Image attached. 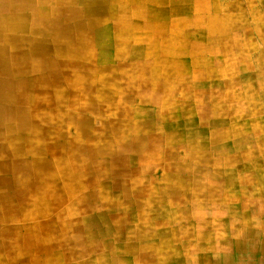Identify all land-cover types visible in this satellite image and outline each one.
<instances>
[{
  "label": "crops",
  "instance_id": "obj_1",
  "mask_svg": "<svg viewBox=\"0 0 264 264\" xmlns=\"http://www.w3.org/2000/svg\"><path fill=\"white\" fill-rule=\"evenodd\" d=\"M56 1H58V4L62 6L61 8L60 6L57 7L56 5L55 7L54 6L51 7L48 1H39V3L37 4V1H28V0H0V132H1L0 133V145H1L0 146V183H4V185H2L1 187L2 188L5 187L7 189L5 191L0 192V196H4V197H10V196H19V197L24 196L25 197L27 195L35 196L39 194L37 192V190L39 189L38 187L41 186L43 182H48L50 180L57 181L58 183H56L57 184L56 186H58V188H62V190H64L66 186H70L72 190V183L67 181L68 178L63 175L55 176L54 172H57L59 169H61V171H64L66 169L67 172L68 170L70 171V169L71 171L73 169L80 171V169H82V167L85 165H86L85 171H88L90 169L91 161L87 160L86 157L90 156L89 147L92 141L91 140L92 137L89 132L92 131V128H93L92 125L94 124L95 120H93L92 118L86 115H83L82 113L94 112V113L100 114L97 110L95 109L92 110L90 108L88 101L92 99L102 101L103 104L111 101L110 98L108 99L106 95L102 96L101 98H98V97L93 98L90 95H88V93L92 90V88L93 89L96 88L97 86L96 83L98 82L97 81L98 76L89 75L88 74L89 71H87V69H85L84 66L82 65V63L91 62L89 58L91 54V46L89 45L88 42H90L89 38H91V35L94 32H90L88 31V29H85V23H87V21L89 22L88 19H90V15L86 14L87 13L86 10H87V6H89V2H91L92 0H56ZM218 1L219 0H216V1L215 0H178V1L159 0L158 3L152 2L150 0L137 1L138 6H141L142 8L144 7L142 11L147 12V13H152V18H154L155 15L159 16L160 11L165 10L166 18H165L163 27H165L166 30L159 38L162 37V39L164 40V44H166L167 47L164 46L163 49H157L155 51L152 47H150V44H148L149 41H147L146 39H142V41L140 42L143 43L144 45H142L141 47L135 46L136 43H140L138 41L135 43H128L126 47L118 46V44H115V46H109V49L108 50L105 49V51H102V53L106 54L105 58L108 57L107 55L112 54L113 56L114 53H117L120 56L122 55L123 57L121 56V58H123L125 61H128V63H125L124 65L120 64L119 66L118 64H116L115 67L116 68L120 67L122 70H125L126 68H128V70L126 71L127 75H129L130 78L136 77V79H134L133 82L131 81V83L141 84V86L144 87L142 88L143 90L145 89L149 90L148 88L152 84V81H151L152 78L151 79L143 78L145 80H142L141 82L138 79L140 78V75L148 76V77L152 76L153 73H150V72H153V70H151L152 69L151 67L154 68V63H150L149 65H142V64L137 63V59L141 58L144 60L145 54L149 55L150 52H153V51H155L157 54L160 53V56L158 55V59L160 58V59H163V61H165L163 65L164 70L159 69L160 66L156 67V69L158 68L157 71H159L160 74H156L158 76H157V79L154 81L158 83L160 82V84L158 85L159 87L161 86L160 90L167 92V90L165 89L167 77L162 74H164L168 63L175 64L176 66L180 62V61L170 60L171 58L170 52H172L170 51V47H171L170 43H173V45H175V42H176V40L172 42V37L176 38L179 36L178 33L176 34L174 33L175 31L171 33V26H170L171 10L177 11L175 16H173V18L177 19L176 16L180 17L178 18V21H177L178 23L177 29L179 31L181 30V27H182L181 19L184 18L185 16L187 17V15L189 14V16L185 19V20H188L186 23L192 22V20H190V17H194L195 19L191 25H193L194 27H197L199 24H201L202 28L205 30V32L209 36L216 37L218 39V37L223 36L225 32H228V29H229L226 27V24H225L226 22H221L217 20V17H218L217 13L219 11ZM159 2L160 3L163 2L162 4L163 7L161 9H159V7H161L159 6L160 5ZM257 3L259 5L260 4L264 5V0H257ZM250 4H251V0H236L235 2L230 4L231 5L230 7L238 11L240 14L238 16L239 18L237 19V22L241 18V15H242L241 13L243 11H246L250 7ZM33 7H35V9L32 11L31 9ZM109 10L110 9L108 7L106 8L102 7L96 11V14H94L95 18H93V20H95V22L99 24L97 27L99 31H102L104 27H108L105 24V21L113 19L114 21L113 25L115 26L116 25L115 23H117L119 19H120L119 21L128 19L129 14H126L127 17H125V19L121 17L117 18V15L113 16L112 13L111 14L108 13L107 11ZM165 12H164V17H165ZM31 13H33V15ZM140 20L142 22L138 23V26L142 28L141 35H146L147 29H151L150 33H152L154 25L153 23H151L149 18H147L145 14H142ZM146 22L148 25L146 24ZM60 25L62 26V28H60ZM75 25L77 26L75 27ZM7 26L9 28H7ZM68 26L73 27V29H71L72 30L71 33L68 32L69 29L67 31H64L68 28ZM81 26H83L84 29L82 28L81 30L79 28ZM173 28H176L175 25L173 26ZM232 28L237 29L233 26ZM63 32H66L67 35H64ZM110 32L111 31H109V33ZM128 32H127L128 34H125L126 37H128V35H131L129 30ZM109 35L117 37L120 34L115 32L113 34L110 33ZM69 36L70 38L68 41L66 39H68ZM101 36L106 39L108 35H101ZM143 37H146V36H143ZM235 41L237 42L239 41L238 36L235 37V35L229 34L227 44H223L219 41L210 43L211 48L215 49V51L222 52L224 56L223 58L224 62L227 63L228 66L229 64L230 66H233L234 63L236 64V62H240L239 59H231V53L239 52L238 50H240V48H238L239 47L238 43H236ZM107 43H109V40ZM81 45H83V48H80ZM36 46H38V48L35 49ZM9 52H12V53H9ZM166 52H168V54H166L165 57H163L162 53H166ZM174 52L178 56L181 55L180 54L181 51H174ZM73 53L77 55L78 57L75 56ZM260 53L262 54L263 52L261 51ZM131 55L132 57H130ZM103 58L104 57H101V58L99 57L101 61ZM257 60L260 62V64L258 65L260 66V68L261 66H264V58H258ZM220 62L221 61L217 63H220ZM138 69L141 70L142 72L141 74L135 73L136 70ZM142 70L147 71V73L148 72L149 73L148 74L144 73ZM177 70L179 71L178 68ZM131 71H134V73H132ZM24 78L26 81L24 80ZM99 78L102 79L99 84H101L103 88L107 86L106 83L109 80L116 79V77L113 78L112 75L104 76V77L102 76ZM177 78L179 77H176V79ZM126 80L128 81L129 79H126ZM258 80H259V85L260 84L264 85V74H260L258 77ZM253 83L255 82H251V80L249 83H247L246 80H244V82L241 83L243 85L242 86L243 92H242V97H241L243 108L239 107L240 108L239 110H241L242 113L244 114L245 113L248 114V116L250 117H256V116L264 114V105L256 104L257 103L256 101H260V102L264 101V95L261 96V95H258V93L253 92L254 96H252V94L250 95V92L248 93L249 88L247 87H249L248 85H252ZM238 85L240 84L238 83ZM37 86L39 87L35 88ZM180 87H181L180 83H177L176 86H172L173 95H171L170 100L168 98H165L164 95H160V94H157L153 97L147 96L144 94L145 91H142L141 92L142 95H139V96L142 101L146 99L152 100L153 104L154 102H158L161 100L162 102L165 103L163 104L164 107L167 105L168 107L173 106L172 112H174L176 105L170 104V103L171 102L174 103L172 101V97L176 94L177 89H179ZM192 88H194V85H192ZM246 89H248V91ZM29 90L30 91L32 90L31 93ZM114 91H122L124 93H128L132 91V87L126 86L125 90L116 89ZM59 93H62L63 97ZM194 96H195L193 99V102H194L193 104L195 107L194 110L196 112L198 111L197 113L202 112V115L205 116V120L207 121V124L209 125L214 124L215 122L213 118L215 117L212 118L211 115H208L206 113V111L208 112V110L206 109V106H204L202 99L198 97V93L195 92ZM67 97H72L73 99L71 98L72 100H68L70 99L68 98L67 100H65V98ZM124 97L122 100L137 101L138 99V95L133 96L132 98H128L127 96H124ZM256 97L259 99H256ZM233 100H235V98ZM237 101H240V100L238 99ZM253 102H256V103H253ZM63 104H64V108H61L60 105H63ZM244 104H246L247 107H244ZM228 109H231L230 105L228 106ZM102 111H104L103 106H102ZM149 114H151V116H154L153 112ZM166 114L169 115V112ZM199 117L200 116L198 115L196 116L195 119H199ZM201 119H203L202 116H201ZM260 122L261 121H258L256 125L259 126ZM199 124L200 122H197L195 120L194 129L192 130L193 131L192 133H196L197 131L200 130ZM60 126H64L66 129L72 132L67 133L66 135H62L58 131V128ZM75 126L78 129V134H77L78 136L75 135ZM228 129L229 128L226 127V131ZM258 131L259 132L255 133V136H256L255 142L258 143V150L256 149L255 150L259 154H261L262 157L261 156H259V158L255 157L254 153L245 147L240 148V146L242 145L241 143H247V141L246 139H244L245 136L239 133H236V134L233 133L232 135L233 142L227 141V136L229 132L226 133L227 135L226 137H221L224 140L223 144L227 146V149H225L224 152L217 154V152H215L213 149L214 154H217L218 156H220L221 157L220 159H223V161H225L226 166L230 164L232 167H234V170H231V171L224 170L220 172V174L218 175L222 176L223 179L219 180V179H215L214 177L210 185L215 184L216 186H219L220 184L218 183L223 182L224 183L222 184L223 186L225 185L227 187H231L232 181L230 179H227V182H226V178H234V179L237 178V181L239 182L242 179L241 176L245 174L246 170L249 171L251 177H254L252 178L251 181L252 182L255 181L254 184L258 185L257 188L255 189L253 188L254 189L253 191H252V188L250 189L244 186L247 189V191L246 189L245 191H243L244 195H241V197H239V200L241 198H245V194H247L246 196H249L248 193L257 191V194L256 193L253 194L254 196L253 198L255 200H250L248 199L249 197H246V199H244V201L249 200L248 205L247 203L242 202L240 205V208H237L235 206H238L239 204L235 205V203L233 202L237 200H231L230 201L231 203L227 200V202L231 204V208L229 209L228 208L229 206L227 205L228 203L225 204L226 207L228 208V211L232 213L237 212L236 213L237 215H241L243 217L242 220L237 222V224L235 225L229 221L225 222L221 226L220 228L221 233H218L217 237L213 238L212 235L203 233L201 235L203 236V239L202 240L200 239L201 240L200 242L202 243L204 240L205 242L207 241L206 242L207 244L204 245V244H201L200 242H196V247L194 248H189L188 246L185 247L183 240H184V236L186 235V233L185 235L178 234V232L174 230V232H176L175 234H177V240H174L172 242L168 241V243L163 241L162 243L163 246H166L164 248H167L166 249L167 251H165L164 253L158 254V252L163 249V246L162 248L154 247L152 253H153V256H155V258L157 257L156 258L157 261H154L148 258L146 249H145L146 247H144L143 249L144 255L142 254V261H144L145 264H168L169 262H171L169 264H177V261H178V264H186V263L193 264V261H201L200 264H208L210 260L213 261V260L221 259V258L223 260L225 259L227 260L228 259L226 258L227 256L219 255L218 251L226 252V250L228 249V244H229L228 242L230 240H235V235L238 234L239 231L243 230L244 231L243 235H244L245 230H251V229L259 230L260 229L261 223L259 222L260 221L262 222V216H256L257 213H253V215L250 214L251 209L253 210L255 209V211L258 210L261 213L262 211H264V192H263L264 191V168H261L260 167L261 164H258L259 159H262L264 161V148L262 149L259 148V145L264 146V138H263L264 130L258 129ZM202 132L203 131L201 130L200 134ZM79 133L83 135H80ZM217 133L220 134L221 136L225 134L224 131H217L214 133L216 135L214 138L218 137ZM95 138L97 137L96 136L93 137V139ZM35 139L37 141H35ZM66 141H68L69 144ZM238 143L240 144L238 145ZM201 144H203L201 145V149H203V151L208 149L206 142L201 141ZM180 146H182V144L179 145L178 147ZM213 147L216 149L217 145H214ZM203 153L204 152H201V154ZM196 155L198 157L202 156L200 154H196ZM186 159L187 158L184 157L182 161L185 162ZM190 159L196 160V158H190ZM198 159H201V158H198ZM97 160L98 161L103 160L101 162L104 165L105 164L104 161L107 162L109 160V157L102 158L101 160L99 159ZM182 161L180 163H182ZM96 163L97 161L96 162L94 161L92 165L95 166L94 164ZM204 171L206 170L204 169ZM43 172H46V173L44 174ZM102 178L103 177H100L99 181H101ZM224 179H225V182H224ZM29 180L34 181L36 183L31 186L32 192L30 189L29 190L30 192L27 193V187L29 186L27 182ZM87 180H88V184H86L85 188H83V192L86 193L85 195L90 194L94 196L97 194L98 197L100 196L104 197L106 195V190L103 188L104 186L102 185V183L99 185L90 184L89 177H85L83 179L84 182H86ZM5 181L6 182L10 181L9 187L6 186ZM11 181H17L18 183H16L15 186L14 185L12 186ZM96 185L97 187H99V189H97L96 187L94 191L91 189L88 192H86L87 188L96 186ZM62 190H60L57 193L63 194ZM91 192H94V194H92ZM71 194L73 197L79 195L78 192H73V191H71ZM152 194L153 196L157 195L158 197L162 199L165 198L168 200V198H166V195L163 192H160L158 194L156 193H152ZM233 194L236 195L235 193ZM179 196L184 197L185 194L179 193ZM230 199H233V198H229V200ZM142 203H146L145 200ZM142 203H139L141 205L138 208H135V210L143 208L144 206ZM208 206L214 207L215 204L213 205L208 204ZM176 207H178V205H175V208ZM102 208L103 207H100V209ZM100 209L98 212H101ZM114 209L116 210L118 208H114ZM243 209L244 210L247 209L248 212L246 213L242 211ZM14 210L18 211L19 214H26L28 212L27 208L24 206L14 209ZM92 210L93 209H88V214H91V215L95 214L96 210L95 211L93 210V212H91ZM241 216L239 219H241ZM256 217L260 218L259 219L260 221L256 222L259 225H256V223H254L256 225L255 226L254 224L250 222V218L252 219ZM104 224L107 225L106 223H100L98 227H91L93 230L92 233L96 235L97 231H100L101 229H105V228H102V225ZM120 224H123V223L119 222L117 226H119ZM11 225H16V224L14 223L12 224L8 222V220L6 219L4 222L0 223V228L11 226ZM217 230L219 229L217 228ZM165 232L159 233V235H165L166 234ZM220 234L224 237L220 238L219 237ZM140 235L142 236V241H145L151 238V235L149 233L148 234L140 233ZM152 235H153L152 238H154L152 242H154L156 237H154V233ZM240 235H241V232H240ZM207 239H212V240L209 241ZM225 239H228V240H225ZM87 243L89 245L90 241L88 242L87 240ZM167 244L168 245L170 244L169 246L172 248L170 249V251H173V253L175 254L172 258L170 257L171 254L167 255V252L169 251ZM105 245L107 244L105 243ZM152 246H153V243L149 247H152ZM95 249L96 248L94 247L93 250ZM137 249H138V246H136V248L133 249L136 251L135 253L137 255L135 259H138L136 261L140 262L141 258L139 257L137 253ZM185 251H186V256H184ZM187 251L189 253L188 256H187ZM124 254H122L123 258L128 256V253H126L125 256ZM263 257H264V254H263ZM37 259H39L40 264H42V262L44 261V257H39ZM56 259H58V257ZM166 260L167 262H165ZM126 261L128 262V260Z\"/></svg>",
  "mask_w": 264,
  "mask_h": 264
},
{
  "label": "rangeland",
  "instance_id": "obj_2",
  "mask_svg": "<svg viewBox=\"0 0 264 264\" xmlns=\"http://www.w3.org/2000/svg\"><path fill=\"white\" fill-rule=\"evenodd\" d=\"M216 1V0H215ZM236 0H219V11L217 13L218 17L217 20L221 22H226V27L229 28L228 32H225L223 36L218 37H211L209 36L205 30L202 28L201 24H197V27H194L192 22L194 21V17H190V20L192 22L186 23L188 20H185L187 17H184L181 19V30H178L179 38L176 40L174 51H181L180 62L175 66V64L168 63L166 70L164 72V75L167 77V81L165 84V89L169 91L171 86H176L177 83H180L181 87L177 89L176 94L172 97V101L175 104L176 107L173 110V106H165L162 105L164 102L161 100L158 102H152L149 99H146L149 101V104L147 106H142V101L139 95H142V91H145L144 94L150 97L155 96L156 94L154 92H150L148 90H139L138 92V99L137 101H133V103L125 104L124 108L128 113L120 110V112L116 111L111 105L112 102H107L102 104L103 110L100 114L94 113V112H85L82 113L83 115H86L93 120H95L94 124L92 125V131L98 132L96 135L97 138L91 139L92 142L97 140L102 141H110L111 135L109 132L104 133L108 128H106L105 131H101L100 129L101 124H105L103 120L108 119L109 121H113L123 125H129L131 128L128 130L127 128H120L115 129L118 131V139L119 142H126L129 141V133H132L133 131V125L130 123L132 122L134 124L135 118L141 119L142 125L139 126L140 128V136L146 135L142 139V146L140 151L137 153V159L136 161H131V166L135 165L137 166L138 170H143L144 167L147 172V174H143L142 177L147 180H151L152 184L151 186L154 187H163L164 180L163 178V171L164 167L170 166V169L173 174H176V165L177 163L182 164L183 168L181 173V178L179 181L176 179H173L172 184H176L177 182L179 185H182L181 187H186L187 190H185V196L182 199V202L180 203V206L178 207H171L169 206L170 200L165 198H160L157 195L152 194V200L149 202L150 208H140L136 210L130 211L132 213V218L127 221V223L120 224L114 229H110L107 235L103 236L101 238L102 243H106L107 246L100 245L97 247V249L93 250L89 255H78L76 257L67 258L65 262L62 264H112L109 261H104V259H108L110 261L112 260H119L123 259V246H127L129 250L133 253H128V256L124 259L128 260L131 264H135L136 260V253H134V250L136 246H143L146 247V253L148 258L151 260L157 261L155 256H153V249L155 248H161L163 246V239L156 238L153 241L154 238H152V234L156 233H164L165 231H168L170 229L178 230V234H184V240L183 243L185 244V247L194 248L196 247V242H200L201 240L194 239V237H200L203 233L212 235V237H217L218 233H221V226L229 221L232 222L233 219L240 220L241 215H237L236 213H232L228 211V208L226 207L227 200L230 202L229 198H233V201L235 205L239 204L238 206H235L237 208H240V205L242 202L249 203V200L244 201L246 197H249L250 200H255L253 197V194H257V191H254L252 193H248L249 196H246L245 198H241L239 200V197L241 195H244L243 191H245V187L252 188V191L258 187V185L254 184L252 182V178L250 176L249 171L246 170L245 174L241 176V181H237V178H226L230 179L232 181V186L227 187L223 186V182L218 183L219 186H216L215 184L210 185L208 181V175L202 172V168L207 170V172H210L211 170L217 172H222L224 170H234V167H232L230 164L227 166L225 165V161L223 159H220L221 157L217 154H214L213 149H215L210 144V140L212 139L211 135L212 132L217 131H224L225 133L229 132L227 136V141L232 142V135L233 133H239L244 137V139L247 140V143H241L242 145L240 147H245L248 150L252 151L254 153L255 157L261 156L256 150H258V143L255 142L256 136L255 133L259 132L258 129L264 130V114L259 115L256 117H250L248 114L242 113L240 108H243L241 97H242V82L246 80L247 83L255 82L252 85H248V93L250 92V95L254 96L253 92L258 93V95H264V85H259L258 77L260 74H264V66H258L260 62L257 60L258 58H264V5L258 4L257 0H251L250 7L243 11L241 14V18L238 16L240 15L238 11L232 9L230 7L233 2ZM163 2L160 3L159 6L161 8L163 7ZM159 7V9H161ZM157 9V10H159ZM189 16V14L187 15ZM178 18L180 17H177ZM175 19V18H171ZM114 21L113 19L105 21V24L108 27H113ZM116 24V23H115ZM111 25V26H110ZM235 27L237 29L232 28ZM239 26V27H237ZM151 30V29H150ZM151 32V31H150ZM115 33V32H114ZM176 34V31L174 32ZM113 34V32H112ZM235 35V37L238 36V50L239 52L231 53V59H239L240 62L234 63L233 66L227 65V63L224 62V56L222 52L215 51V49L210 47L211 42H221L223 44H227L228 42V35ZM110 37V36H109ZM107 38V37H106ZM112 38H117L112 36ZM102 40H105L103 38ZM143 43H136L135 46H142ZM115 46L113 43V40L110 39L108 46ZM178 48V49H177ZM237 49V48H236ZM108 50V49H107ZM105 51V48L103 50ZM263 52L262 54L260 52ZM95 60L93 62H85L82 63L85 69H87L89 72V75H95L99 77L109 76V75H119L122 72L125 73L128 69L122 70L120 67L116 68V61H114V55H107L106 57L105 53L102 52H95ZM115 55L117 53H114ZM117 56V55H116ZM99 57H104L102 61L99 59ZM113 58V59H112ZM221 61L220 63H217ZM136 64V63H135ZM103 66V67H102ZM177 68L179 69L177 74ZM120 71V72H119ZM144 73H147V71L142 70ZM174 71V72H173ZM94 72V73H92ZM92 73V74H91ZM99 73V74H98ZM102 73V74H101ZM137 74H141V70H136ZM149 73V72H148ZM147 73V74H148ZM172 73V74H171ZM155 74H159V71L156 70ZM179 76V78L176 79V77ZM108 78V77H107ZM115 78V77H114ZM98 82H101L100 80H97ZM177 82V83H176ZM238 83L240 85H238ZM107 91L111 92L114 90H125L126 86L129 84V82L126 79L123 78H116L114 80H109L107 83ZM234 84V85H232ZM192 85H194V88H192ZM100 88V90L98 89ZM95 92L104 91L101 90V87L94 88ZM173 88L171 89L169 93V98L171 99V95ZM251 90V91H250ZM198 93V97L202 99L204 106H206V113L208 115H211V117L214 118V124L209 125L207 122L200 123L199 127L204 128L203 132L201 134L194 133L192 136L195 137L199 141H204L207 143L208 149L204 150L203 152L206 155H202L201 152L189 149V147H186V144L182 142V148L178 152L175 150L180 157L182 155L185 156V154H189L188 158L182 163H180V159H168L166 162L162 163V160L156 156V152L161 149L164 146L163 141V135H166V132L161 130L160 127L156 125L158 119H157V113L160 114L162 118L167 116L169 114H172V117L169 118L166 123L176 125L178 123V117H180L179 126L178 128H174V133L172 136V139H176L178 136L180 137H187L192 134V130L194 129L193 123L195 122L196 116H200L199 118H203L205 120V116L201 113H197L194 110V93ZM260 93V94H259ZM159 94V93H158ZM97 97L96 93H93ZM93 98H96L93 96ZM128 95V94H126ZM72 100V97H67L65 100ZM72 98V99H71ZM235 98V100H233ZM115 99V98H114ZM240 101H237V100ZM256 99H258L256 97ZM140 101V104H139ZM257 102V103H256ZM254 103L259 105H264V101H256ZM252 103V102H250ZM193 104V105H192ZM231 106V109H228V106ZM251 105V104H250ZM127 106V108H126ZM138 106H141L140 108H137ZM61 108H64V104L60 105ZM133 109H132V108ZM171 107V108H170ZM240 107V108H239ZM244 107H247L246 104H244ZM123 108V109H124ZM131 108V109H130ZM131 111H130V110ZM215 110V111H214ZM154 113V116H151V113ZM178 112V114H177ZM180 112V113H179ZM174 115V116H173ZM215 115V116H214ZM117 116V117H116ZM120 116V117H119ZM178 116V117H177ZM110 117V118H109ZM112 117V118H111ZM211 118V119H212ZM114 119V120H110ZM258 121H261L259 126L256 124ZM198 122V120H197ZM148 123V124H146ZM150 123H155V126L152 127V131H148V127ZM186 125V126H185ZM203 125V127H202ZM223 126V127H222ZM226 127L229 128L226 131ZM250 127V128H249ZM104 129V128H103ZM248 129V130H246ZM257 129V130H256ZM58 131L62 135H66L67 133H71L72 131H69L64 126H60L58 128ZM254 131V132H253ZM256 131V132H255ZM102 132V133H101ZM249 132V133H248ZM246 135H244V134ZM177 135V137H176ZM162 138V140H160ZM180 138H178L179 140ZM196 139V140H197ZM183 140V139H182ZM184 141V140H183ZM91 143V144H95ZM240 144V143H239ZM238 144V145H239ZM259 148H264L263 145H259ZM256 149V150H255ZM197 152L198 154L202 155V159H190V154ZM155 154V156H154ZM175 161V162H174ZM177 161V162H176ZM258 164H261L260 167L264 168V161L262 159L258 160ZM166 165V166H165ZM259 166V165H258ZM149 168V169H147ZM136 170V171H138ZM198 170V171H197ZM136 176V177H135ZM138 174H125L124 176L119 177L118 179L122 182V184L130 185V183L136 181L139 179L137 177ZM215 179L222 180L223 177L219 175L214 176ZM107 178V179H106ZM143 179V185H147L145 183V180ZM114 179L111 176L104 177L102 181L106 183L112 182ZM125 180V181H124ZM169 181V179H168ZM225 182V180H224ZM145 183V184H144ZM150 183V182H149ZM244 183V184H243ZM143 185H139L137 188L140 190L142 189ZM245 186V187H244ZM96 186H92L86 189V192L89 190L96 189ZM243 187V189H242ZM210 188V189H209ZM254 188V189H253ZM205 189V190H201ZM201 190V191H200ZM120 191V192H117ZM247 191V189H246ZM107 194V201L112 204H118L119 207L116 210H111V208L107 205L103 206V208L100 210L101 212H111L113 216V219L115 222H120L121 217L126 215L128 212L127 208V202L128 200H133L135 196V200L138 202H143L145 199L144 197V191L143 194L141 192L134 191V196H131L128 200L121 199V190L116 191H106ZM236 195H234L233 193ZM138 194V195H137ZM131 195V194H130ZM233 196V197H232ZM118 201V202H116ZM196 202V203H195ZM108 203V205H109ZM154 203V204H153ZM157 203V204H156ZM159 204V205H158ZM208 204H215V206H208ZM152 205V206H151ZM155 205V206H154ZM154 206V207H153ZM168 206V207H167ZM183 206V207H182ZM236 208V209H237ZM148 209V210H147ZM177 209V210H176ZM195 210V211H194ZM174 211V212H173ZM176 211L181 212L182 215H176ZM244 212H248V210H242ZM160 212V213H159ZM167 212V213H166ZM170 212V213H169ZM173 212V213H172ZM211 212V213H210ZM203 213V214H202ZM149 215L150 221L144 222L143 219H145ZM164 215H169L170 219H182V224L178 225L176 223L167 222L166 217ZM159 216V217H158ZM161 216V217H160ZM135 217V218H134ZM138 217V218H137ZM142 217V218H141ZM118 218V219H117ZM198 219L200 221L199 224L193 223L194 219ZM211 218H215V221H211ZM158 220V221H157ZM154 221V222H153ZM169 221V220H168ZM163 224V225H162ZM169 227V228H168ZM102 228H107V225H102ZM183 228V229H182ZM217 228L219 230H217ZM124 232V233H122ZM146 233L150 234L151 238L147 239L145 241H137L135 238H133V235L136 233ZM189 232V233H188ZM189 235V236H187ZM116 236V237H115ZM120 236L131 237L128 240L119 239ZM220 238H223L220 234ZM114 242V243H113ZM141 242V243H140ZM207 242V241H206ZM204 240L201 244H207ZM108 243L114 244L117 250V256L113 254L110 247L108 246ZM152 247H149L152 245ZM52 245H57L54 247L53 251L50 252L48 255H41L40 257H44V261L51 260L52 263H55V259L58 256L57 250L61 251L64 247L60 245V243H57L55 241L51 242ZM118 244V245H117ZM59 245V246H58ZM120 245V246H119ZM120 249V251H119ZM172 249V248H171ZM65 251V250H63ZM62 251V252H63ZM167 251L166 249H162V253ZM191 251V250H190ZM61 254V253H60ZM59 254V255H60ZM184 255V254H183ZM189 255L187 251V256ZM186 256V251L185 255ZM110 257V258H109ZM97 258V259H96ZM100 260V261H99ZM102 261V262H101ZM120 261V260H119ZM42 262V263H43ZM67 262V263H66ZM95 262V263H94ZM99 262V263H98ZM106 262V263H105ZM25 264H30V262H24ZM140 264H145L144 261H141Z\"/></svg>",
  "mask_w": 264,
  "mask_h": 264
},
{
  "label": "bare ground",
  "instance_id": "obj_3",
  "mask_svg": "<svg viewBox=\"0 0 264 264\" xmlns=\"http://www.w3.org/2000/svg\"><path fill=\"white\" fill-rule=\"evenodd\" d=\"M28 1H37V4L39 3V1H48V3H50L51 7L52 6L55 7V5L57 7L60 6V8L62 7L61 5L58 4V1H56V0H28ZM137 1H143V0H92L91 2H89V6H87V10H86L87 13L86 14L90 15L91 20L88 19L89 22L87 21V23H85V29H88V31H90V32H94L91 35V38H89L90 42H88L89 45L91 46V54H90V56L88 55L91 62H93V60L95 59L96 54H94V51L95 52L96 51L102 52L101 50H103V48H105L106 50L109 49V47H107L108 46L107 42L110 39L113 40L114 44H118V46H123V47H126L128 43H135L137 41L140 42V41H142V39H146L147 41H149L148 44H150V47H152L155 51L157 49H163V47L166 46V44H164V40L162 39V37L159 38L164 33V31L166 30L165 27H163L164 21L166 18L165 10L160 11L159 16L155 15V17L152 18V13H147V12L142 11L144 7L142 8L141 6H138ZM150 1L158 3L159 0H150ZM176 1H178V0H176ZM183 2H185V1H183ZM42 3H44V2H42ZM166 3H167V1H166ZM102 7L103 8L108 7L110 10L107 12L110 14L112 13L113 16L117 15V18L121 17V18L125 19V17H127L126 14H129L128 19H125L123 21H119L120 20L119 19L115 26L104 27L102 31H99L97 28L99 24H97V22H95V20H93V18H95L94 14H96V11ZM34 9H35V7H33L31 10L33 11ZM83 10H85V9H83ZM164 12H165V17H164ZM176 12L177 11L171 10V12H170L171 18H173V16H175ZM31 14L33 15V13H31ZM142 14H145L146 17L149 18L151 23H153L154 26H153V32L152 33H150V29H147L146 30L147 34L141 35L142 28L140 26H138V23L142 22L140 20ZM97 17H99V16H97ZM199 17H201V16H199ZM83 18H85V17H83ZM171 18H170L171 33H173V31H176V33H178V29H177L178 28V23H177L178 20L177 19H171ZM146 24H147V22H146ZM77 25H78V23H77ZM77 25H75V27ZM174 25L176 28H173ZM7 28H9V27L7 26ZM60 28H62L61 25H60ZM79 28L82 30L83 26H81ZM71 29H73V27L68 26V28L64 31L68 30V32L71 33V31H72ZM128 30L130 31L131 35H128V37H126L125 34L129 33ZM109 31H111L110 32L111 34H112V32L113 33L117 32L120 35L117 36L118 38H112V36L109 35L110 34ZM11 33H12V31H11ZM63 33H64V35H67L66 32H63ZM102 33H104V34H102ZM101 35H108V36L105 40H102L103 37ZM49 36H50V34H49ZM143 36H146V37H143ZM69 38H70V36L68 37V39H66V38L65 39L69 41ZM178 38L179 37H176V38L172 37V42H174ZM169 40H170V38H169ZM170 44H171L170 51H172L174 49L173 48L174 45H173V43H170ZM9 46H10V44H9ZM116 47H117V45H116ZM36 48H38V46H36L35 49ZM80 48H83V45H81ZM1 49H2V47H1ZM35 49H34V51H35ZM140 50H142V49H140ZM155 51L150 52L149 55L145 54L144 60L137 57L138 58L137 59L138 64L149 65L150 63H154V68L151 67L152 68L151 70H153V72H150V73H153L152 76L149 75L150 77H148V76L140 75V78L138 80L141 82L142 80L152 78L151 79L152 84L149 86L148 91L154 92L155 94L159 93L160 95H164L165 98H168L170 100L169 93L172 89V86H171L170 90L166 92V91L160 90L161 86L160 87L158 86L160 84V82L158 83V82L154 81L157 79V76H158L155 74L156 70L158 69V68L156 69V67L160 66L159 69L164 70L163 65L165 62V61H163V59H160V58L158 59V55L160 56V53L157 54ZM9 53H12V52H9ZM170 53H171L170 54V56H171L170 60L171 61L172 60L179 61L180 58L178 55L175 54V52H170ZM166 54H168V52L162 53L163 57H165ZM116 55L114 54V61H116L115 64H118V66H119L120 64L124 65L125 63H128V61H125L123 58H121L122 55L121 56L119 54H116ZM75 56H77V55H75ZM86 56H85V58H86ZM130 57H132V55ZM143 61H145V62H143ZM176 71L178 74V70H176ZM131 72L134 73V71H131ZM162 75H164V74H162ZM112 77L113 78L116 77V78L129 79L128 80L129 84L127 85V87H132V91H130L128 93H124L122 91H111V92L109 91L108 92L107 86L106 87L104 86L105 88H103L102 85L99 84L100 82H97L96 87H101V90L103 89L104 91L97 92V90H96V92H95L94 91L95 89L92 88V90L88 93V95H90L92 97L93 93H96L98 98H101L102 96L106 95L108 97V99L110 98V100H111L110 102H112L111 106L118 112H120V110H122L123 115H124V112L128 113V111L125 110L124 105L128 104V103H133V101L132 100H122L123 97L127 96L128 98H132L133 96H137L139 90H142V88H144V87L138 83L137 84L131 83V81L133 82V80L136 79V77L130 78V76L127 75V72H125V73L122 72L119 75H112ZM159 77H160V75H159ZM177 77H179V76H177ZM143 78H145V79H143ZM24 80H25V78H24ZM98 80L101 81L102 79L98 78ZM38 87L39 86H37L35 88H38ZM98 89L100 90V88H98ZM145 90H147V89H145ZM31 91H30V93H31ZM59 94L62 95V97H63L62 93H59ZM59 94H57V95H59ZM126 94H128V95H126ZM93 96H95V95H93ZM65 97H66V95H65ZM61 102H63V101H61ZM88 102H89L90 108L92 110L95 109L99 113L102 112V106H103L102 101L92 99ZM139 104H140V101H139ZM147 104H149V101L145 100L144 102H142L141 105L147 106ZM163 104H165V103H163ZM140 107L141 106H138L137 108H140ZM126 108H127V106H126ZM177 114H178V112H177ZM171 117H172V114H169V115L165 116L164 118H162L160 116V114L157 113L158 121H157L156 125L161 128V130L164 132V134L166 132V128L168 129L166 132V135H163V137H162L163 141H164V146L156 152V156H158V158H160L162 160L161 164L166 162V160H168V159H175V160L180 159V162H181L184 157L188 158L189 154H185V156L182 155V157H180L179 154L175 151V150H177L178 152L180 151L182 146H180V147H178V146L181 145L182 142L186 144L187 148L189 147L190 149H194L196 151L198 150L199 153L203 152V149H201V145H203V144H201V141H199L196 138V136L195 137L192 136L194 133L190 134L188 136V138L187 137H180V136L177 137V135H176L177 138L172 139L173 133L175 131L174 128L177 129L178 128L177 126H179L178 124H180L179 123L180 117L177 116L178 117V123L176 125L167 124L166 121ZM103 120L104 121L106 120V121L104 122L105 124H103V123L101 124L100 129H102L101 131L103 132L106 130V128H108V130H106L104 133L109 132L112 140H110V141L97 140V141H94V142H96L95 144H90V147H89L90 148V150H89L90 156L86 157L87 160L91 161L90 169L88 171H85L86 170V165H85L82 167V169H80V171H77L76 169L75 170L73 169L71 171V169H70V171L68 170V172H67L66 169L64 171H61V169H59L57 172H54L55 176L56 175L57 176H60V175L66 176L68 178L67 181L72 183V190H71L70 186H66V188L64 190H62V188H58V186H56L57 185L56 183H58L57 181L50 180L48 182H43L41 184V186L38 187L39 189L37 190V192L39 194H37L35 196H28V195L25 197L24 196L23 197L0 196V223L4 222L7 219L8 222H10L12 224L13 223L16 224V225H11V226H6L3 228H0V264H25L24 262H30V264H40V261L37 258H39L41 255L43 256V255L50 254V252L53 251L54 247L57 246V245H52L51 244L52 241L60 243V245L62 247H64L63 249H61V251L57 250L56 254H58V256H57L58 259L55 260L54 264H62L63 262L66 261V258H68V257L72 258V257H76L78 255H82V256L88 255L93 251L94 247L97 249V247H99L100 245L105 246V247L107 246V245H105V243H101V238L103 236L107 235V233L109 232L110 229L116 228L119 222H115V220L113 219L114 215H112L111 212H109V213L104 212L103 213V212H98V211H99L100 207H103L105 205L109 206L113 210H115L114 208H118L119 205L118 204H112L111 205L107 201L108 199H107L106 195L108 194V192H106V195L104 197H101V196L98 197L97 194L94 195L95 197L93 195H90V194L85 195L86 193L83 192V188H85L86 184H88V180L86 182L83 181V179L85 177L90 178V182H89L90 184L99 185L102 183V185L104 186L103 188L106 191L111 192V191H116L118 189L121 190V199L128 200L131 196H134L133 195L134 191L141 192L142 194H143L142 191H144L145 199H143V200H145L146 203L141 202L144 206L143 208H150V206H148L149 205L148 203L152 199V197H151L152 193L158 194L160 192H163L166 195V198L170 199V202H169L170 208L175 207V205H179L182 202V199L184 197H180L179 193L185 194V192H186L185 190H187V188L181 187V186H183V184L179 185L177 182H175L176 184H172L173 179H176V181L177 180L179 181L180 179H182L181 178V173H182L181 169L183 168V166L181 164L179 165V163H177L178 165H176V169H174L177 172H176V174H173V175H172L173 171H171L170 166L165 165L166 167H164L163 178H162L164 180V184H163L164 186L159 187V188L151 186L152 181L144 179L142 177L143 174H147V172H145L146 170H144L145 167L143 170H138L137 166L136 167H135V165L131 166V164H130L131 161H136V159H137L136 155H137L138 151H140L141 146H142V139L144 136H146L145 134L140 136L141 134H140L139 126L143 124V123H141V119L135 118L134 124L132 122H130L134 128H133L132 133H129L130 134L129 138H128L129 141H126L124 143L117 141L118 131L115 129L127 128L129 130L131 127L129 125L120 124L121 122L117 123L116 122L117 120L115 122L109 121L108 119H104V118H103ZM110 120H114V119H110ZM195 120L196 121L198 120V122H200V123H204V122L206 123L207 122L206 120H203L201 118L195 119ZM146 124H148V123H146ZM154 126H155V123H150L147 130L152 131V127H154ZM193 126H194V123H193ZM201 130L203 131L204 128H201L196 133L200 134ZM89 133H90L92 138L98 134V132L96 133L94 131H90ZM214 133L215 132H212V135H211L212 139L210 140L211 142L209 144L211 146H212V144H213V146L217 145V147H216V149H214V151L217 152V154L218 153L220 154V153L224 152L225 149H227V146L225 144H223L224 140L221 137H226L227 135L225 133L224 135L221 136L220 134L217 133L218 137L214 138L216 136ZM77 134H78V129L75 126V135H77ZM79 134L83 135L81 133H79ZM162 138H160V140H162ZM178 138H180V139L178 140ZM35 141H37V140L35 139ZM66 142H68V141H66ZM94 142L91 141V143H94ZM65 144H67V143H65ZM68 144H69V142H68ZM66 149H68V148H66ZM196 154H198V153L195 152V153L190 154L191 158H196V159L204 158L202 156L198 157ZM202 155H206V154L203 153ZM154 156H155V154H154ZM106 157H109V160L107 162L104 161L105 164L103 165V163L101 162L103 160H101V159L106 158ZM227 157H228V155H227ZM176 158H178V159H176ZM97 159H99L101 161H98ZM193 160H195V159H193ZM94 161L95 162L97 161V163L94 164L95 166L92 165L94 163ZM226 162H228V161H226ZM147 169H149V168H147ZM136 170H138V171H136ZM207 171H208V169L206 171H204V169L202 168V172L208 175L209 183H212L211 181H213L214 176L216 174L217 175L220 174V172L216 173L213 170L211 172H207ZM250 171H252V170H250ZM43 173L45 174L46 172H43ZM133 173L138 174L137 177H139V179L130 183V185L122 184V182L118 179L119 177L124 176L125 174H133ZM108 176L113 177L114 180L110 183H106L102 180L99 181L100 177L104 178V177H108ZM71 177H72V179H71ZM143 179L145 180V183H147V185H143V182H144ZM168 179H169V181H168ZM226 182H227V180H226ZM16 183H18V182L17 181H11L12 186L13 185L15 186ZM27 183L29 184V186L27 187V193H28V192H30L29 190L32 188L31 186L33 184H35L36 182L29 180ZM5 184H6V186L9 187L10 181H8V182L5 181ZM2 185H4V183H0V192L7 190L5 187L2 188L1 187ZM139 185H143L142 186L143 188L140 190L137 188ZM97 189H99V187H97ZM60 190H62L63 194L57 193ZM201 190H205V189H201ZM71 191L78 192L79 195L73 197L71 194ZM31 192H32V189H31ZM117 192H120V191H117ZM91 193L94 194V192H91ZM111 193H113V192H111ZM135 199L136 198L134 196V199L132 201L128 200L127 207L129 210L126 213V215L124 214V216L121 217L120 222L126 223L128 220H130L132 218V213H130V211L135 210V208H138L141 205V204H139L140 202L136 201ZM230 200H233V199H230ZM116 202H118V201H116ZM108 203H109V205H108ZM230 203L227 204L229 206L228 207L229 209L231 208ZM23 206L26 207L28 210V212L26 214H19L18 211L14 210V209H17V208H20ZM88 209H93L94 211L96 210L95 214H93V215L88 214ZM93 210L91 212H93ZM253 213H257L256 216H262V222L259 220L260 218H258V217L252 218V219L250 218V222L252 224L260 221L259 222V223H261L260 229L259 230H257V229L245 230L244 235H243V232H244L243 230L239 231L238 234L235 235V240H230L228 242L229 244H228V249L226 250V252L218 251L219 255H223V256L226 255L227 256L226 258H228V259L223 260L221 258V259H216L213 261L210 260L208 262V264H264V257H263V254H264V217H263L264 211H262V213H261L258 210L255 211V209L254 210L251 209L250 214L253 215ZM176 215L181 216L182 213L181 212L179 213L177 211ZM164 216L166 217L165 221H167L169 223L172 222V223H176L178 225L182 224L183 218L182 219H174V218L170 219L169 215L168 216L164 215ZM242 218L243 217L241 216L240 220L233 219L232 223L235 225V224H237V222L241 221ZM143 220H144V222L150 221L149 215ZM211 221H215V218H211ZM194 222H195V224L200 223V221L197 218L193 220V223ZM100 223H106L107 228L101 229L100 231H97V233L95 235L94 233H92L93 230L91 227H98L100 225ZM256 225H259V224L256 223ZM175 231H178V230H175ZM240 232H241V235H240ZM122 233H124V232H122ZM165 233H166L165 235H159V233H156V234H154V237L159 238V239H163V241H165L166 243H168V241L172 242L174 240H177V234H175L176 232H174L173 229H170V230L166 231ZM247 233H249V234H247ZM123 237L120 236L119 239L128 240L129 238H131V237H127V236H125V238H123ZM133 238H135L138 241H142V236L138 232L135 235H133ZM205 238H207V237H205ZM208 238H210V237H208ZM119 239H117V240H119ZM194 239H196V241L200 240V239L202 240L203 236L194 237ZM87 240H88V242L90 241L89 245L87 243ZM207 240L211 241L212 239H207ZM225 240H228V239H225ZM169 245L167 244V247L169 250L167 252V255L171 254L170 257L172 258L175 254L173 253V251H170L171 247ZM108 246L110 247L113 254L117 256V254H118L117 250L118 249L116 250V248H114L115 245L114 244H108ZM164 247H166V246H163V249H167ZM197 248H198V246H197ZM122 249H123V254L124 253L125 254L126 253H133L129 250V248L127 246H123ZM143 249H144L143 246H138V249H137V253H138L139 257L141 258V261H142V254L144 253ZM63 250H65V251H63ZM119 251H120V249H119ZM135 252L136 251L134 250V253ZM159 253H162V250H160L158 252V254ZM125 254H124V256H125ZM200 257H201V255H200ZM162 260H163V258H162ZM104 261H106V262L109 261L112 264H130V262L128 261L129 262L128 263L124 258L121 259L120 261L119 260L110 261L108 259L107 260L104 259ZM140 262L136 261L135 264H140ZM165 262H167V260ZM169 263H171V262H169ZM200 263H201V261H193V264H200ZM42 264H53V263L51 260L48 259L45 262H43ZM177 264H178V261H177Z\"/></svg>",
  "mask_w": 264,
  "mask_h": 264
}]
</instances>
